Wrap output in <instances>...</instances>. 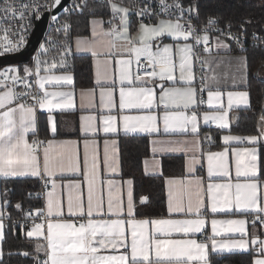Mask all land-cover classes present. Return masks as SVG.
<instances>
[{
  "label": "snow or ice",
  "instance_id": "6c2138e0",
  "mask_svg": "<svg viewBox=\"0 0 264 264\" xmlns=\"http://www.w3.org/2000/svg\"><path fill=\"white\" fill-rule=\"evenodd\" d=\"M61 2L3 0L0 21L18 17L19 22L15 29L0 24V32L4 34L0 37V53L18 51L29 26L25 22L33 15L39 19L42 11H51ZM106 2L112 12L107 22L110 27L105 29L102 20H91V37H75L74 50L71 25L65 20L56 29L57 33L63 31V37L57 40L48 36L40 44V55L34 57L31 66H24L23 74L18 67L0 69V177H36L46 189L45 207L36 209L35 213L25 212L26 218L39 217L41 221L27 232L29 238L42 237L44 241L36 245L34 264H211V253L250 249L255 253L251 264H264V238L249 231V224L255 229L257 222L264 228V181L260 179L264 174V159L258 151V147L264 150L261 143L264 114L257 122L258 135L226 134L221 137L223 150L203 153L207 160L206 188L203 178L194 175L195 166L201 163V156L196 154L201 151V120L215 124L221 131L230 130V124L237 119L233 112L250 107V93L241 90L248 83L247 57L220 55L221 51H232L221 37L235 41L238 52L245 51L243 31L232 33L231 21L225 29L217 28L220 18L211 15L197 29L192 16L199 15L198 5L185 8L180 0L172 3L159 0L164 17L152 13L150 3L134 6L141 22L133 35L129 19L133 6L115 0ZM85 8H89L88 0H79L65 11ZM169 9H175L179 15L173 17ZM150 15L157 16L156 22L144 23L143 18ZM117 19L118 24L114 22ZM51 20L59 23L57 15L51 16ZM213 31L219 35L212 37ZM163 38H171L173 43L161 47ZM200 45L203 55L196 50ZM75 53L91 55L99 88V110L95 102L96 87L81 89L79 93V110L87 113L79 116L80 132L85 137L82 163L78 141L55 139L56 114L77 110L74 77L68 70ZM197 73H200L198 86ZM205 103L208 110L201 112L200 106ZM39 112L48 114L47 132L51 139L37 136ZM101 132L105 136L120 133L154 136L150 141L153 160L151 168L149 161H144L145 174L155 172L160 166V161L155 159L157 154L192 153L185 161L187 176L165 179L166 216L137 219L133 181H123L128 186L125 208L122 185L116 180L101 179L98 141L87 138ZM174 135L192 139L161 138ZM233 142H247L249 146L231 147ZM103 167L112 174L119 170L115 140L104 141ZM79 176L83 180L73 178ZM7 194V189L0 194L3 197L0 198V241L5 238L4 209L10 204ZM146 201V197H141L142 204ZM15 207L23 210L19 202ZM248 216L252 217L250 221ZM40 253L44 254L42 260ZM2 256L0 251V264Z\"/></svg>",
  "mask_w": 264,
  "mask_h": 264
},
{
  "label": "trees",
  "instance_id": "16d2710c",
  "mask_svg": "<svg viewBox=\"0 0 264 264\" xmlns=\"http://www.w3.org/2000/svg\"><path fill=\"white\" fill-rule=\"evenodd\" d=\"M194 5H198L199 15L202 20L207 19L209 15L219 17L222 24L228 21L232 22V28L244 30L248 34H256L258 41L264 42V0H194ZM89 8L83 11L76 10L65 20L71 25L70 38L86 35L89 32V20L93 17H101L105 21L112 15L110 7L106 2L88 0ZM250 21V23H244ZM132 27L137 23L130 20ZM243 23V29H241ZM57 40L63 37V31L57 33L56 30H50L49 35ZM238 45L231 44L233 52L237 51ZM245 51L242 53L247 57L249 76L247 89L250 93V107L246 109H237L233 116L230 130L237 135H258L257 122L264 114V78L258 74L259 69L264 66V49L259 44H244ZM240 53V52H239ZM71 67L68 69L74 77L75 87H92L93 73L92 62L87 55H76L69 61ZM28 62H21L16 65L23 74L24 66ZM4 66H0L3 68ZM40 135L44 134V123L40 119ZM204 141L207 142V136L215 138L217 133L212 129L204 128L202 130ZM119 154L121 177L130 178L133 181V195L135 201L136 218H159L166 215V196L164 179L166 177H181L185 173L184 158L178 155H166L161 157L160 175H146L143 172V159L150 155V145L148 136L142 135H119ZM264 143V142H261ZM215 144L213 147H218ZM211 147V148H213ZM264 159V150L259 148ZM264 173V168H262ZM264 180V174L260 175ZM8 190L7 199L10 204L4 209V233L5 238L2 241V264H34L33 255L35 248L40 240L27 237L26 230L33 223L31 217H25V212L42 208L40 193V181L34 178L13 179L6 178L0 182V194ZM29 193L33 195L29 197ZM146 197L145 203H140V198ZM3 198V197H1ZM23 205V210L15 207L16 203ZM37 218V217H36ZM27 220L28 226L22 227L19 222ZM15 222V223H14ZM28 252L32 255L25 257L20 253ZM253 251L226 254H211V264H251ZM41 256V254H40Z\"/></svg>",
  "mask_w": 264,
  "mask_h": 264
},
{
  "label": "crops",
  "instance_id": "0c3cea01",
  "mask_svg": "<svg viewBox=\"0 0 264 264\" xmlns=\"http://www.w3.org/2000/svg\"><path fill=\"white\" fill-rule=\"evenodd\" d=\"M93 19H98V20L104 21L103 27L105 29L110 27V25L107 23L108 21H105L103 18H101V17H93V18H91L89 20V32H88V34L79 35V36L91 37L92 25H91L90 21L93 20ZM114 22L117 23V24L119 23V22H116V21H114ZM155 22H156V20L154 22H152V23H155ZM139 24H136L134 27H132L133 35H135V32L138 29ZM75 37H77V36H75ZM75 37L73 39V50L75 49V43H74ZM181 42H183V41H181ZM225 42L228 43L231 46V44L229 42H227V41H225ZM168 43H173L171 38H163L162 43H161L160 46L162 47L163 44H168ZM119 45H120V42H118V47H119ZM75 54L76 55H87V56L90 57L91 62H92L93 86L92 87H85V88H83V87H78L77 88V87H75V83H74V88H75V92H76L75 100H76V109L77 110L74 111V112H69V113H63V114L57 113L56 114V116H57V125H58V134L56 135L55 139H57V140H76V141H78L79 142V152H80L81 163H82V159H83V140L85 139V137L80 132L79 116L81 114H87V113H82L79 110V105H80L79 93H80L81 89H87V88L96 87V77H95L96 69H95V66L93 64V58L91 57L90 54H86V53H75ZM239 54H242V53L233 52V51H231L230 53L229 52H225V51H221L220 52L221 56L239 55ZM220 70L222 71L223 69H220ZM258 74H259L260 77L264 78V66L261 69H259ZM158 83H159V81H157V84ZM247 85H248V83H247ZM149 86H151V85H149ZM165 86H170V85L166 84ZM156 90H157V100H158L159 89L157 88ZM241 90H247L248 91L247 87L243 88ZM96 93L97 94H96L95 102H96L97 110H99V88L98 87H96ZM203 95H204V100L206 101L207 100V94L204 93ZM115 98H116V103H117V107H118V102H119L118 87H117V91H116V94H115ZM238 109H246V108L240 107ZM159 110L162 111V108H160ZM205 110H208V105L206 103L204 104V108L201 109L200 111L202 112V111H205ZM105 114H108L107 110H105ZM132 114H136V113L133 112ZM47 115L48 114L46 112H39L38 113V129H39V121L41 119L43 121V123H44V132H43L44 136L42 137L40 135L38 129H37V136L39 138L45 139V140L52 138L51 135L47 132V123H46ZM231 125H232V123L230 124V127H231ZM204 128L212 129L215 133H217V136L215 138H212L211 141L208 140L207 142H205L204 138L202 136V130ZM227 131L228 130L221 131L215 124H213L211 122H209L207 124L203 123L202 120L200 122V125H199V139L201 141V145H200L201 151L196 153V154L198 156H201V163L195 166L194 175L203 178L205 188H206L207 182H208V180H207V160H206V158L203 157V153H206L208 151L216 152V151L223 150L224 144H223V141H222L221 137L223 135H226V134L237 135V134H233V133L227 132ZM119 135H142V136H148L149 145H150V155L148 157L144 158L143 162H142V167H143L144 174H145V171H144V169H145L144 161L145 160L149 161V167L151 168V161L153 160V153L151 152L152 145H151L150 141L152 139H154L155 137L154 136H149L147 133H129V134L120 133L118 135L105 136L102 132L98 136H95V137L89 136V137H87L88 139H95V140L98 141V153H99V161H100V167H101V179L103 181H107L109 179L116 180L117 182H119L122 185V187H121V195L123 197L125 208H126V204H127V188H128V186L126 184H123V181L129 180L130 178H122L121 177L119 140H118V136ZM237 136H243V135H237ZM161 138H171V139H177V140H182V139H185V138L192 139L191 136L184 137V136H181V135H174L172 137H161ZM106 139L110 140V141L111 140H115L116 141V159L118 161L119 170L115 174L108 173L103 167L104 141ZM215 144H217V145L219 144V146L218 147H213ZM245 146H249L247 144V142L242 143V144L233 142L232 145H231V147H245ZM211 147H213V148H211ZM258 151H259V147H258ZM166 155L182 156L184 158L185 173L181 177H185V176L188 175V173L186 172V168H185V161L188 158V156L192 155V153H188L187 155H185L183 152H166V153L157 154L155 156V159H158L160 161V166L157 168V170L155 172H151L150 171L149 174H146V175H160L161 174V157L162 156H166ZM229 159H230V167H231V170H232V176L235 177L234 161H232L231 156L229 157ZM17 178H19V179H22V178H34V179H37V180L41 181V179L36 178V177H31V176L15 177L13 179H17ZM73 178H79V179L83 180L82 176L73 177ZM166 178H168V177H166ZM2 179H6V178L0 177V182H1ZM165 179H164V187H165V196H166V202H167V188H166V185H165ZM262 181H264V180H262ZM50 187L51 186L49 185V190H50ZM132 189H133V184H132ZM85 195H86V186H85ZM104 195H105V200H106V196H107L106 189H105ZM133 199H134V195H133ZM41 200H42V208H44L45 207V202H46L44 195H43V198H41ZM140 201H141V198H140ZM134 205H135V201H134ZM166 215H167V207H166ZM137 219H142V218H137ZM210 219H211V217H209V221H210ZM248 219L250 221L252 219V217L248 216ZM3 223H4V217H3ZM32 225H34V224H32ZM29 227L27 228V230L29 229ZM207 229H208L209 232L211 231L210 222L207 225ZM249 231L253 232V233H256V234H259V235H261L262 238H264V228L260 227L259 222H257V227L255 229L251 228V225L249 224ZM31 239H37V240H40L42 243H44L42 237H40V238L31 237ZM2 241H0V251H2V249H1ZM250 250H248V251H250ZM240 252H247V251H235V252H232V253H240ZM40 254L44 255L43 253H40ZM211 254H226V253H211ZM254 255H255V253H254Z\"/></svg>",
  "mask_w": 264,
  "mask_h": 264
},
{
  "label": "built area",
  "instance_id": "2783aa9c",
  "mask_svg": "<svg viewBox=\"0 0 264 264\" xmlns=\"http://www.w3.org/2000/svg\"><path fill=\"white\" fill-rule=\"evenodd\" d=\"M96 1H100V2H106V0H96ZM193 1L194 0H180V2L182 3V5L185 7V8H187L190 4L191 5H194L193 4ZM3 2V0H0V3H2ZM19 2H30V0H19ZM38 2L39 3H41V4H44V3H51V0H38ZM78 3L79 2V0H69L67 3H66V5L62 8V10L59 12V13H57L56 15L59 17V23H57V22H53L52 20H51V16H53L52 14H51V12H52V10L51 11H42V14L44 13V12H48V20H47V25H46V30H45V32H44V35H43V37H42V39H41V41L39 42V44H38V46L35 48V50L33 51V53L31 54V56H30V58H29V61H28V66H31L32 65V63H33V59H34V57H36V56H38V55H40V44L41 43H45L46 41H47V37H48V35H49V32H50V30H56L58 27H59V24L60 23H63L64 21H65V18L66 17H69L73 12H75L76 10H69V11H65V9H71V6L73 5V3ZM115 2H117V3H122L124 6H133V11H131V13H130V15H129V19L130 20H134L136 23H140L141 22V18H139V17H137L136 16V13H135V7L134 6H139V7H143L144 6V4L145 3H150V5H151V12L152 13H159V15L161 16V17H164L166 14L165 13H163V12H161L160 11V8H159V0H115ZM167 2L168 3H172V0H167ZM107 3V2H106ZM42 14H41V16H42ZM169 14L170 15H172L173 17L175 16V15H179V13L175 10V9H169ZM187 13H185V17L187 18ZM40 16V17H41ZM112 16V15H111ZM111 16L109 17V19L111 18ZM109 19L107 20V21H109ZM37 18H36V16L35 15H33L31 18H30V21H26L25 23H28V29H27V31L24 33V35H25V42H24V44H23V46L18 50V51H16V52H12V53H7V54H3V53H0V56H3V55H9V54H14V53H17V52H19V51H21V50H23L25 47H26V45H27V42H28V40H29V38H30V35H31V33H32V30H33V28H34V26H35V24H36V22H37ZM155 20H157V16L156 15H150V16H145L144 18H143V22L144 23H149V22H154ZM206 21H207V19H205V20H202L201 18H200V15H198V16H195V15H193L192 16V22H193V24L197 27V29H199L200 27H202L205 23H206ZM19 22V18L17 17L15 20H7V19H5V20H3V21H0V24H2L3 26H9V25H11L12 27H13V29H15V27H16V25H17V23ZM116 22H119V20L117 19L116 20ZM225 26H226V24H222L220 21L218 22V24L215 26V27H217V28H220V29H225ZM231 31H232V33H234V34H239L241 31H243V35L241 36V40L243 41V43L245 44V43H249V44H259L260 43V46L264 49V42H262V40L261 41H258V39H257V35L255 34H253V35H251V34H248V33H246L244 30H237V29H234V28H231ZM3 32H0V37H3ZM210 35L212 36V37H216V36H218L219 35V33L218 32H215V31H213V32H211L210 33ZM11 38V37H10ZM221 39H224L225 41H227V42H229L230 44H232V43H235L236 44V42L235 41H233V40H228L227 38H225V37H221ZM237 45V44H236ZM201 55L202 54H204L203 53V45H200V46H198V48L196 49ZM41 58H43V57H41ZM143 63H146V61H142ZM135 67V66H134ZM199 75H200V73H197V80H196V84H197V86L199 85ZM203 99H204V95H203ZM204 108V104L203 105H201L200 106V110L201 109H203ZM208 137V136H207ZM39 138V137H38ZM41 139V138H40ZM46 189L43 187V181L41 180L40 181V195H41V198H43V194H44V191H45ZM30 221L33 223V224H35V223H40L41 221H40V218L39 217H37V218H35V219H33V218H31L30 219ZM28 221L27 220H21L20 222H19V224L22 226V227H27L28 226ZM40 259L42 260V259H44V255H41L40 256Z\"/></svg>",
  "mask_w": 264,
  "mask_h": 264
},
{
  "label": "water",
  "instance_id": "95a60500",
  "mask_svg": "<svg viewBox=\"0 0 264 264\" xmlns=\"http://www.w3.org/2000/svg\"><path fill=\"white\" fill-rule=\"evenodd\" d=\"M68 1L69 0H62L61 5L53 9L51 14L56 15L57 13H59ZM48 15V12H44L42 16L37 20L30 35V38L27 42V45L23 50L14 54L0 56V66L14 65L21 62L29 61L31 54L33 53V51L35 50L44 35Z\"/></svg>",
  "mask_w": 264,
  "mask_h": 264
},
{
  "label": "rangeland",
  "instance_id": "374dc122",
  "mask_svg": "<svg viewBox=\"0 0 264 264\" xmlns=\"http://www.w3.org/2000/svg\"><path fill=\"white\" fill-rule=\"evenodd\" d=\"M137 24H139V23H137ZM190 42H191V41H190ZM202 55H203V54H202ZM26 65H27V64H26ZM7 67H16V65H7V66H4L3 68H0V69H4V68H7ZM31 227H33V225H30V227H29L28 230H30ZM28 230L26 231V235H27Z\"/></svg>",
  "mask_w": 264,
  "mask_h": 264
},
{
  "label": "bare ground",
  "instance_id": "6f19581e",
  "mask_svg": "<svg viewBox=\"0 0 264 264\" xmlns=\"http://www.w3.org/2000/svg\"><path fill=\"white\" fill-rule=\"evenodd\" d=\"M39 44V43H38ZM38 46V45H37Z\"/></svg>",
  "mask_w": 264,
  "mask_h": 264
}]
</instances>
